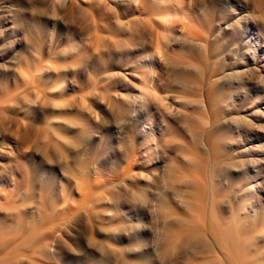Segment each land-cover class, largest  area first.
Listing matches in <instances>:
<instances>
[{"label":"bare ground","instance_id":"obj_1","mask_svg":"<svg viewBox=\"0 0 264 264\" xmlns=\"http://www.w3.org/2000/svg\"><path fill=\"white\" fill-rule=\"evenodd\" d=\"M250 4L253 32L242 0H0V40L6 23L16 28L0 51V264H130L149 255L159 264H264V208L253 201L246 159L192 152L166 165L141 154L152 141L154 152L167 145L145 121L152 106L167 112L163 92L207 103L226 59L246 53L248 33L255 48L261 12ZM176 45L189 49L180 55ZM127 75L137 81L123 87ZM69 84L90 87L88 112ZM99 129L107 148H96ZM153 163L165 164L159 177L147 173ZM220 165L243 184L225 186L213 171Z\"/></svg>","mask_w":264,"mask_h":264},{"label":"rangeland","instance_id":"obj_2","mask_svg":"<svg viewBox=\"0 0 264 264\" xmlns=\"http://www.w3.org/2000/svg\"><path fill=\"white\" fill-rule=\"evenodd\" d=\"M222 0H210L212 4L221 3ZM235 2L236 0H231ZM243 5L246 7V12L242 13L241 16L245 15L243 20V26L250 28L253 32V21L250 20L252 15L251 0H242ZM258 10L261 12L258 18L259 32L257 35V45L253 49L252 38L249 41V47L245 49L246 53H241L236 57H230L226 59L228 63L227 72L221 77L217 78L210 94L209 102H200L205 100L206 97H200L198 93H179L177 99L174 93L163 92V95L169 99V108L167 112L160 107H151L149 115L146 116L145 121L148 125L151 123L152 129H154V135L158 140H166L167 145L159 148L157 152H154L153 141L150 143V153L145 154L142 150V161H147L148 158L160 157L163 161L170 162V158H177L182 160L183 156L191 158L192 152H197L200 155L209 156L211 154L216 159L225 155L231 154L235 159H246L247 163V174L251 177V182L254 188L257 189V194L253 198L254 200H262L258 205L264 208V0H257ZM238 14V12H235ZM7 17L4 19L7 22ZM10 21V20H9ZM4 22V23H5ZM231 20H227L224 32L227 35H233ZM7 27H3V34L0 40V51L2 47V41L6 40V34L11 32V40L16 37V28L8 29L9 23H6ZM217 24H215L216 26ZM53 29L52 26L49 27ZM57 30H66L65 27H58ZM218 28L215 29V35L218 36ZM255 31V30H254ZM257 33V32H254ZM63 45L69 44L63 41ZM6 47L8 53L5 55V62L11 63L13 61L11 57V47ZM175 49L180 55L187 53L189 47L186 45H176ZM2 54H0L1 56ZM221 56L217 61H222ZM1 61V59H0ZM15 65V64H12ZM127 73V72H126ZM128 74V73H127ZM172 76L170 73H165V78ZM136 78L131 75H127L124 82H120L121 86L131 83ZM170 79H173L170 77ZM172 83H170L171 85ZM90 87L85 84L82 90L69 84L66 92L68 96L74 98L76 101L83 95L86 96V105L84 108L88 112V108L94 106L96 100L89 94ZM130 91H133L132 89ZM126 91L128 94H133ZM136 94V93H134ZM71 98V99H72ZM46 127V126H44ZM56 127V126H54ZM205 128L206 130H203ZM96 140V148L102 147L107 148V140L99 129ZM210 137L209 145H206V139ZM151 137L148 139L150 140ZM126 148L134 151L140 148V144L136 141H125ZM210 145L212 147L210 148ZM116 145L114 144V148ZM152 148V149H151ZM117 149V148H115ZM152 150V151H151ZM108 152V151H107ZM106 152V153H107ZM105 153V154H106ZM190 155V156H189ZM148 163H152L148 161ZM161 163L152 165L147 171L151 175L154 172L155 177H159L163 174ZM220 172L219 180L227 186L243 184L244 176L232 171V169L226 165L213 166V171ZM242 178V179H241ZM143 184L140 188L143 190L148 189V184L145 180L141 181ZM125 207V206H124ZM263 209H260V211ZM264 213V211H263ZM129 220H131L129 218ZM149 223H152L148 221ZM147 232L150 225L145 223ZM150 231V230H149ZM153 255L143 257H130L129 263L136 264H159L156 262ZM121 264V262H119Z\"/></svg>","mask_w":264,"mask_h":264}]
</instances>
